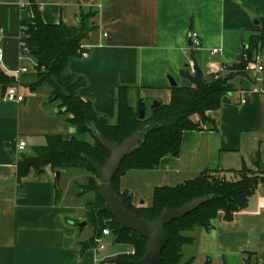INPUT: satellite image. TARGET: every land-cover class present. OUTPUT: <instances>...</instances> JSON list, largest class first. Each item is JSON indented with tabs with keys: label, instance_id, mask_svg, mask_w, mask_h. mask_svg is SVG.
Listing matches in <instances>:
<instances>
[{
	"label": "crops",
	"instance_id": "crops-1",
	"mask_svg": "<svg viewBox=\"0 0 264 264\" xmlns=\"http://www.w3.org/2000/svg\"><path fill=\"white\" fill-rule=\"evenodd\" d=\"M33 4L48 24L75 26L82 13L95 14V29L82 41L88 56L74 59L70 69L88 79L80 96L91 99L112 123L117 121L121 86L133 87L132 102L139 96L146 107L155 100L169 103L171 78L178 86L188 85L192 64L205 75L236 64L251 37L264 29V0H0V71L17 84L35 72L33 60L21 55L23 22H31ZM193 32L200 46L192 43ZM257 58L264 64V41ZM24 66L29 72L20 73ZM233 83L235 89L223 97L221 108L210 113L217 129L209 123L186 130L178 156H165L155 169H131L120 177L119 190L129 194L135 207H151L157 187L177 186L208 170L264 169V71L236 75ZM22 86L23 102L4 101L0 79V264H101L96 246L82 247L94 234L87 203L79 201L87 195H81L85 181L79 179L85 173L62 171L57 178L47 166L19 179L23 155L45 145L48 135L76 133L47 104L49 87L33 92ZM195 120L200 121L198 115ZM82 221H87L83 230L78 225ZM189 235L194 241L185 246L184 258L189 248H197L206 258L203 263L264 264V184L232 220L221 212L211 228L197 227ZM104 240L109 262L130 250L113 244L111 234ZM188 257L196 262L194 254Z\"/></svg>",
	"mask_w": 264,
	"mask_h": 264
},
{
	"label": "trees",
	"instance_id": "trees-1",
	"mask_svg": "<svg viewBox=\"0 0 264 264\" xmlns=\"http://www.w3.org/2000/svg\"><path fill=\"white\" fill-rule=\"evenodd\" d=\"M33 9L31 22H23L21 49L33 60L35 72L23 77L20 84L33 92L49 87L47 104L56 103V113L63 116L76 133L71 137L48 135L45 145L35 147L33 154L23 155L18 162L19 179L29 175L32 169L40 172L47 166L59 172L60 176L62 171L90 173L86 176L87 184L82 186L81 195L96 194L95 199L87 202L86 215L87 221L94 227V234L82 242V247H95L96 238L108 227L113 244L130 247L128 251H120L110 263L135 264L144 257L147 240L133 230L121 229L112 215L100 211L104 204L98 190L100 178L85 157L104 164L110 153L99 137L119 145L139 133L137 147L122 161L113 178L114 190L129 212L149 220L156 219L167 207L180 208L195 198L208 196L198 209L166 226L169 239L162 253V264H190L184 261V248L194 241L189 233L197 227L211 228L221 212L225 220L230 221L236 213L244 210L250 197L264 184V169L259 167L254 171L245 167L229 174L208 170L183 184L157 187L151 207H135L129 194L120 192L119 179L131 169H155L163 157L178 156L184 131L200 129L202 124L209 123L217 129L210 113L219 110L223 97L234 91L233 79L236 75L249 77L250 71L246 67L250 62H256L264 41V29L251 37L239 61L227 66V71L220 77L215 78L213 72L205 75L198 69L195 74L188 72L186 77L190 83L173 86L170 102L150 108L144 119L139 118L143 99L138 96V106L135 107L131 98L133 87L121 86L117 96V121L112 123L96 111L91 99L80 96L79 89L87 85L88 79L70 69L71 62L82 57V41L95 29L91 22L95 14L82 13L77 25L69 26L64 23L48 24L36 4H33ZM0 79L4 90L17 84L14 77H8L1 71ZM196 115L200 121L195 120ZM204 264L211 262L208 260Z\"/></svg>",
	"mask_w": 264,
	"mask_h": 264
},
{
	"label": "water",
	"instance_id": "water-1",
	"mask_svg": "<svg viewBox=\"0 0 264 264\" xmlns=\"http://www.w3.org/2000/svg\"><path fill=\"white\" fill-rule=\"evenodd\" d=\"M247 47L248 46H246V48ZM170 81L172 86L177 85V83L172 78ZM245 84L249 85L247 81H244L242 86L243 89H247ZM160 104L161 103L159 101L155 100L151 105V108H157L160 106ZM146 113V103L145 101H141L139 118L144 119ZM138 137L139 133H136L125 139L119 145L109 142L104 137H99V141L110 153L109 158L104 164L98 163L89 156H86L85 158L97 172L100 178L98 190L100 196L104 200V204L101 206L100 211H106L112 215L120 223L121 229L133 230L147 240L145 255L142 259L135 261V264H162V253L169 239L166 232V226L172 221L180 220L189 213L198 209L203 203L206 202L208 196L195 198L180 208L167 207L154 220L142 219L138 217L136 213L129 212L124 206L122 199L116 194L114 190L113 178L118 172L122 161L137 147ZM56 175L57 178L60 177L59 172H57ZM78 225L80 229L83 230V228L87 226V221H82L78 223ZM111 261H113V259H111Z\"/></svg>",
	"mask_w": 264,
	"mask_h": 264
},
{
	"label": "built area",
	"instance_id": "built-area-1",
	"mask_svg": "<svg viewBox=\"0 0 264 264\" xmlns=\"http://www.w3.org/2000/svg\"><path fill=\"white\" fill-rule=\"evenodd\" d=\"M191 37H192V43L196 46H200V40H199L198 34L196 32H193ZM81 48L82 49L80 50V53L82 57H87L88 56L87 51L84 49L83 46ZM216 52H218V49H213V53H216ZM21 55L23 58H29L25 51H22ZM2 61H3V51L0 49V62ZM258 61H259V58H257L256 62H250L248 66L246 67L247 71H253V70L258 71V72L264 71V64ZM227 69L228 67L226 65L218 67L215 71H213V73H215V78L220 77V75L226 72ZM19 72L20 73L29 72V68L24 66L19 70ZM190 72L192 74L196 73V68L193 64L190 65ZM257 80H260L259 77H257ZM22 89H23V86L19 83L10 85L6 88V90L2 94V99L4 101H15V102L21 103L25 99L24 94L22 93ZM25 145H26L25 141L20 142L21 149H24ZM110 234H111V231L107 227L103 229L102 233L96 238V243H97L96 247H97V251L99 254V261L101 262V264H111L107 259V255L105 254L107 243L104 240V237L109 236Z\"/></svg>",
	"mask_w": 264,
	"mask_h": 264
},
{
	"label": "rangeland",
	"instance_id": "rangeland-1",
	"mask_svg": "<svg viewBox=\"0 0 264 264\" xmlns=\"http://www.w3.org/2000/svg\"><path fill=\"white\" fill-rule=\"evenodd\" d=\"M22 82V80L20 81V83ZM138 102V101H137ZM137 102L135 101V100H133V104H134V106L136 107V106H138V104H137ZM57 104L56 103H53V104H51V106H56ZM150 106H148L147 107V114H149L150 113ZM83 173V172H82ZM87 175H90V173H85V179H83V177H80L79 179H80V181H85L84 182V184H87V178H86V176ZM73 189L76 191V190H78V188L76 187V186H74L73 187ZM94 195H96L94 192L92 193H88L87 195H85L84 197H82V198H80V202H88V201H90V200H93L94 199ZM88 231V230H87ZM190 250H189V252L190 253H187V255L188 256H190V254L192 255V254H194L195 255V257H196V262H194V260H193V258H190V257H188L187 255H186V257L184 258V261H189V263L190 264H204L203 262L206 260V258H205V256H204V254L203 253H201V252H197V248H189ZM197 249V250H196Z\"/></svg>",
	"mask_w": 264,
	"mask_h": 264
}]
</instances>
